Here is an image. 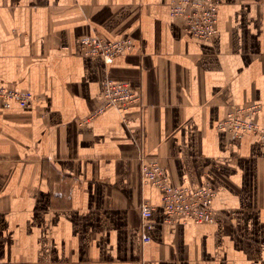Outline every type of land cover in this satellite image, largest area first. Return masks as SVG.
Masks as SVG:
<instances>
[{
	"label": "crops",
	"instance_id": "crops-1",
	"mask_svg": "<svg viewBox=\"0 0 264 264\" xmlns=\"http://www.w3.org/2000/svg\"><path fill=\"white\" fill-rule=\"evenodd\" d=\"M219 1L204 41L170 0H0V86L36 96L0 102V264H264V140L220 127L254 104L264 126V0ZM94 35L133 48L86 55ZM109 80L141 100L105 108ZM142 160L210 183L215 221L169 220Z\"/></svg>",
	"mask_w": 264,
	"mask_h": 264
},
{
	"label": "built area",
	"instance_id": "built-area-1",
	"mask_svg": "<svg viewBox=\"0 0 264 264\" xmlns=\"http://www.w3.org/2000/svg\"><path fill=\"white\" fill-rule=\"evenodd\" d=\"M219 0H170V13L173 18L185 20V30L197 39L212 41L218 35ZM81 48L86 55L115 58L131 51L130 39L108 41L99 35L86 37L81 41ZM141 100V94L128 82L107 81L104 85V106L120 112H127L131 106ZM36 96L31 91L16 90L0 86V102L5 109L13 104L22 108L31 107ZM260 111L257 104L242 109L243 118L230 114L220 125L222 130L230 129L234 140H241L244 135L252 133L264 140V126L256 121ZM142 184L156 188L161 195L162 207L169 220L182 223H213L215 221L213 204L216 189L208 182L197 188L173 185L160 164L155 161L142 160ZM142 210V240L150 242L147 234L153 228L152 214L154 206L145 202Z\"/></svg>",
	"mask_w": 264,
	"mask_h": 264
},
{
	"label": "rangeland",
	"instance_id": "rangeland-1",
	"mask_svg": "<svg viewBox=\"0 0 264 264\" xmlns=\"http://www.w3.org/2000/svg\"><path fill=\"white\" fill-rule=\"evenodd\" d=\"M6 87H8V86H6Z\"/></svg>",
	"mask_w": 264,
	"mask_h": 264
}]
</instances>
